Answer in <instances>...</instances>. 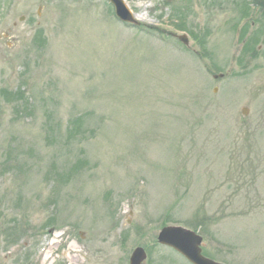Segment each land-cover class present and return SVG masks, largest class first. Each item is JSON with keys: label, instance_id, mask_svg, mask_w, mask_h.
<instances>
[{"label": "rangeland", "instance_id": "obj_1", "mask_svg": "<svg viewBox=\"0 0 264 264\" xmlns=\"http://www.w3.org/2000/svg\"><path fill=\"white\" fill-rule=\"evenodd\" d=\"M124 1L0 0V264H264V0Z\"/></svg>", "mask_w": 264, "mask_h": 264}, {"label": "water", "instance_id": "obj_2", "mask_svg": "<svg viewBox=\"0 0 264 264\" xmlns=\"http://www.w3.org/2000/svg\"><path fill=\"white\" fill-rule=\"evenodd\" d=\"M107 1L113 5L118 20L132 25H139V21L128 9L124 0ZM179 39L187 44V38L184 35H180ZM157 241L176 250L191 264H223L204 256L201 252V235L183 226L167 225L162 227L157 234ZM131 252L129 264H145L146 252L143 247L137 246Z\"/></svg>", "mask_w": 264, "mask_h": 264}, {"label": "bare ground", "instance_id": "obj_3", "mask_svg": "<svg viewBox=\"0 0 264 264\" xmlns=\"http://www.w3.org/2000/svg\"><path fill=\"white\" fill-rule=\"evenodd\" d=\"M55 238L56 236H54L53 239H51V241L49 242V244L47 245V250L45 252V254L43 255V259L42 261H45V260H48L49 256L51 253H53V250L56 248V244H55ZM75 251L76 250V247L73 245V244H69L68 247H67V254L70 252V251ZM69 260L72 262V261H75V258H72V257H69Z\"/></svg>", "mask_w": 264, "mask_h": 264}, {"label": "flooded vegetation", "instance_id": "obj_4", "mask_svg": "<svg viewBox=\"0 0 264 264\" xmlns=\"http://www.w3.org/2000/svg\"><path fill=\"white\" fill-rule=\"evenodd\" d=\"M8 35L7 34H3V37H7ZM2 37V36H1Z\"/></svg>", "mask_w": 264, "mask_h": 264}]
</instances>
